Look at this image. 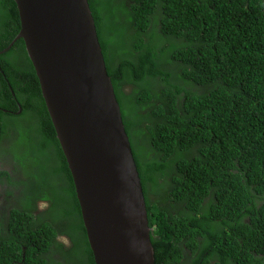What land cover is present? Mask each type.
<instances>
[{
    "label": "trees",
    "instance_id": "16d2710c",
    "mask_svg": "<svg viewBox=\"0 0 264 264\" xmlns=\"http://www.w3.org/2000/svg\"><path fill=\"white\" fill-rule=\"evenodd\" d=\"M88 3L154 264H264V0ZM19 29L0 0V50ZM0 158V264H94L21 38L0 54Z\"/></svg>",
    "mask_w": 264,
    "mask_h": 264
},
{
    "label": "water",
    "instance_id": "95a60500",
    "mask_svg": "<svg viewBox=\"0 0 264 264\" xmlns=\"http://www.w3.org/2000/svg\"><path fill=\"white\" fill-rule=\"evenodd\" d=\"M94 264H154L141 180L88 0H14ZM21 110L20 106L17 111Z\"/></svg>",
    "mask_w": 264,
    "mask_h": 264
},
{
    "label": "flooded vegetation",
    "instance_id": "af4514ba",
    "mask_svg": "<svg viewBox=\"0 0 264 264\" xmlns=\"http://www.w3.org/2000/svg\"><path fill=\"white\" fill-rule=\"evenodd\" d=\"M4 164V165H3ZM6 165V162L3 163V160L1 161V158H0V169L1 170H9L10 169V166H5ZM40 206L41 208L45 206V203H40ZM59 238H57V241H59L60 243L64 244V245H68L69 244V240L66 236H58Z\"/></svg>",
    "mask_w": 264,
    "mask_h": 264
}]
</instances>
